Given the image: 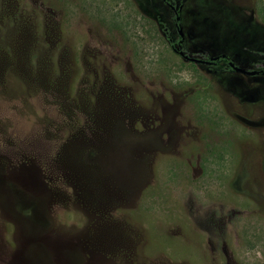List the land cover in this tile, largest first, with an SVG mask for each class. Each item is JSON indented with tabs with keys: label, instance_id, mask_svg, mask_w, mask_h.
I'll return each mask as SVG.
<instances>
[{
	"label": "rangeland",
	"instance_id": "1",
	"mask_svg": "<svg viewBox=\"0 0 264 264\" xmlns=\"http://www.w3.org/2000/svg\"><path fill=\"white\" fill-rule=\"evenodd\" d=\"M178 40L255 70L264 0H0V264H264V76Z\"/></svg>",
	"mask_w": 264,
	"mask_h": 264
},
{
	"label": "flooded vegetation",
	"instance_id": "2",
	"mask_svg": "<svg viewBox=\"0 0 264 264\" xmlns=\"http://www.w3.org/2000/svg\"><path fill=\"white\" fill-rule=\"evenodd\" d=\"M164 2H165V0H163ZM169 5V7H170V9L173 11V13H174V20L175 21H177L178 20V17H177V13H176V10L174 9V6L173 5H170V4H168ZM176 17H177V19H176ZM175 24V26H177L178 25V23H174ZM165 32H167V30L165 29ZM169 41H171V39L169 38ZM178 42V47H179V49H176V48H173V50L176 52V53H178L179 51H182V50H180V47H181V45H179V43H180V41L178 40L177 41ZM183 52V51H182ZM178 55H179V53H178ZM180 56V55H179ZM182 57V56H181ZM215 57H217V59L215 60V61H212L211 63H209L208 62V59L210 58V57H206V59L204 60L205 62H201L200 64H208V65H215V64H217L219 61H225L226 62V66H224L223 68H222V71L223 72H235V73H240V74H243V75H247V76H257V75H262V76H264V60L262 61V60H259V61H256L255 62V64H254V67H256V69L255 70H253V69H244V68H242V69H244V70H246V71H253L254 72V74H246V73H243V72H237V71H235L234 69H232L231 67H229V65H228V63L229 62H231V63H233V65L234 66H237L228 56H226V55H223V54H221V55H218V56H215ZM237 67H239V66H237ZM239 68H241V67H239ZM263 85H262V88H261V91L260 92H262V91H264V82L262 83Z\"/></svg>",
	"mask_w": 264,
	"mask_h": 264
},
{
	"label": "water",
	"instance_id": "3",
	"mask_svg": "<svg viewBox=\"0 0 264 264\" xmlns=\"http://www.w3.org/2000/svg\"><path fill=\"white\" fill-rule=\"evenodd\" d=\"M176 19H177V17H176ZM178 53H179L180 56H182L184 59H186L188 61L195 62V63L205 62L204 60H201V59H197V58H194V57H189V56L185 55L182 51H179ZM216 59H217V57H210L208 59V62L211 63L212 61H215ZM228 65H229V67H231L232 69H234L237 72H243V73H246V74H254L253 71H246V70H244L242 68L234 66L233 63H231V62H229Z\"/></svg>",
	"mask_w": 264,
	"mask_h": 264
}]
</instances>
